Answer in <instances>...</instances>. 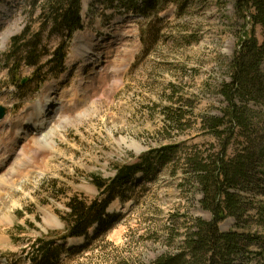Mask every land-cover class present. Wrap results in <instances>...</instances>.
Here are the masks:
<instances>
[{"label":"rangeland","instance_id":"rangeland-1","mask_svg":"<svg viewBox=\"0 0 264 264\" xmlns=\"http://www.w3.org/2000/svg\"><path fill=\"white\" fill-rule=\"evenodd\" d=\"M125 1L126 6L109 8L108 0H84L83 29L68 39L30 17L29 0H0V107L7 113L0 122V264H31L39 239L64 236L70 198L91 202L99 197L94 176L111 179L117 167L138 164L151 150L175 142L197 145L206 153L219 148L198 120L205 114L221 115L226 106L220 87L231 80L230 64L244 26L236 13L237 0ZM27 30L24 42L35 41L40 60L36 66L12 67L6 56L13 38ZM81 35L94 44L89 59L82 51L76 57L75 41ZM256 35L262 42L259 27ZM62 46L67 59L60 73L48 62ZM50 87L55 90L45 93ZM46 96L52 99L51 116L59 102L66 104L55 125L53 148L46 145L39 154L32 148L21 161V146L11 152L12 140ZM170 107L191 109L181 134L164 129V109ZM8 121L16 124L11 127ZM179 167H160L146 179L140 172L139 181L125 189L132 199H117L110 207L113 228L108 236L81 254L65 255L60 263L149 264L176 252L193 218L210 220L198 186L185 184L180 170L175 173ZM5 178L11 180L4 183ZM263 193L255 189L245 194L252 204L244 227L228 218L220 229L264 236ZM71 242L82 244L83 239ZM251 250L261 251L257 244ZM251 264H264V255Z\"/></svg>","mask_w":264,"mask_h":264},{"label":"trees","instance_id":"trees-1","mask_svg":"<svg viewBox=\"0 0 264 264\" xmlns=\"http://www.w3.org/2000/svg\"><path fill=\"white\" fill-rule=\"evenodd\" d=\"M83 1L29 0V14L36 16L43 28L50 27L52 32L71 39L76 31L83 29ZM108 1L112 2L109 8L116 3L127 4L125 0ZM236 13L244 26L240 47L230 64L231 80L220 87L226 106L221 109V115L205 114L198 120L201 130L218 142L217 152L206 153L197 145L187 147L183 142H175L151 150L138 164L117 167L111 179L94 176L93 184L100 192L99 197L91 202L78 196L70 198L68 212L63 217L66 233L58 240L39 239L30 256L31 264L64 263L65 255L81 254L85 248L105 239L113 228L110 207L117 199L123 202L132 199L125 195V189L139 181L138 174L142 172L146 179L149 173L171 164L180 166L175 173L180 170L185 184L192 181L198 186L202 194L201 207L209 213L210 220L193 218L192 225L185 229L179 249L149 264H251L254 258L264 255V236L220 229V223L228 218L235 219L238 228L244 227L252 204L245 194L264 189V72L261 70L264 0H237ZM257 27L262 30V42L256 35ZM28 33L29 30L13 38V48L6 56L12 67L19 63L36 66L40 60L35 41L24 42ZM66 59L65 46H62L48 64H52V68L59 67L62 73ZM190 110L185 111L184 107L164 109V129L181 134L188 125ZM92 228L93 233H90ZM77 239H83V243L69 247V241ZM254 244L259 245L260 253L251 250Z\"/></svg>","mask_w":264,"mask_h":264},{"label":"bare ground","instance_id":"bare-ground-1","mask_svg":"<svg viewBox=\"0 0 264 264\" xmlns=\"http://www.w3.org/2000/svg\"><path fill=\"white\" fill-rule=\"evenodd\" d=\"M7 38H8V36H4L3 37L2 40L4 41V43L6 42ZM75 44H76L75 45L76 57L81 56V54L79 55V53L77 51H82V57L83 58H88L89 59L92 56L93 50H94V44L91 43V41L87 42V40L81 35V36H79L78 39H76ZM97 57H96V59H95V61L93 63H96L98 61L99 56H97ZM54 90H55L54 87H50V90L45 91V93L48 94L49 92H53ZM51 94L52 93H50V96H51ZM50 96L49 97L46 96V98H44V100H43L44 102H43L42 105H39V104L37 105V107L32 112V116L29 117L28 120L25 119V120L22 121V124L19 127V131L17 130L18 132H16L17 137L14 136L15 138H13V140H12V143H13L12 145L13 146H12L11 152L16 149L15 146H21L20 148L22 150L19 153L20 157L18 156L19 158H21V161H23V159L26 158V155L29 154L28 150H30V151L32 150L33 151V149H34V151L39 154V153H41L44 150V147H45V149H47L46 145H49L50 149L53 148V145H54V140L53 139L55 137L56 132L58 131V127L55 126V125L58 124L57 122H59V119H62V118L58 119V116L60 117L62 115V111H63L62 110V106L66 105V104H63L62 102H59L60 108H59L58 112L54 116H51V111L49 109H51L50 108V103L52 102V99L50 98ZM25 118H27V117H25ZM24 122H26V123H24ZM8 124L11 127H13L16 123L14 121H8ZM19 132L24 133L25 136L21 137V138L18 137L19 136L18 135ZM120 143H122L123 145L127 144V142L125 140H122ZM133 147H135L137 152H141V150H142V148L140 146H138V145H134ZM17 153H18V150H17ZM8 160H6V161H8ZM2 168H3V164H0V169H2ZM10 180L11 179H9V178H5L3 180V182L6 183V182H8ZM9 184L11 185V183H9ZM4 185H6V184H4ZM75 242L76 241H74V243ZM74 243L73 242H71V243L69 242L70 247L75 246Z\"/></svg>","mask_w":264,"mask_h":264},{"label":"water","instance_id":"water-1","mask_svg":"<svg viewBox=\"0 0 264 264\" xmlns=\"http://www.w3.org/2000/svg\"><path fill=\"white\" fill-rule=\"evenodd\" d=\"M6 116V109L0 107V121L3 120Z\"/></svg>","mask_w":264,"mask_h":264}]
</instances>
